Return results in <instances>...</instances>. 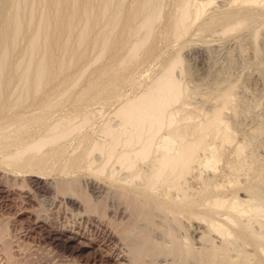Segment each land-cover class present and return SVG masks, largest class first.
Masks as SVG:
<instances>
[{"label": "bare ground", "instance_id": "6f19581e", "mask_svg": "<svg viewBox=\"0 0 264 264\" xmlns=\"http://www.w3.org/2000/svg\"><path fill=\"white\" fill-rule=\"evenodd\" d=\"M221 1L0 0V186L82 207L83 234L104 181L119 264H264V121L237 140L235 85L184 99L187 35L264 29V0Z\"/></svg>", "mask_w": 264, "mask_h": 264}, {"label": "rangeland", "instance_id": "374dc122", "mask_svg": "<svg viewBox=\"0 0 264 264\" xmlns=\"http://www.w3.org/2000/svg\"><path fill=\"white\" fill-rule=\"evenodd\" d=\"M263 30L256 43L250 39L248 31H238L232 36L208 31L201 37L193 31L187 35L189 42L182 51L183 66L189 69L185 78L189 90L184 96L187 108L211 109L222 92L235 85L233 99L239 112L234 117L229 111L228 117L231 121L236 118L237 122L232 123L237 124V140L240 141L250 135L254 125L264 121ZM176 73L180 75V69ZM130 87L126 93L135 90ZM253 139L260 165L264 167V132ZM95 180L88 175L81 180L82 191L89 193L94 201L102 202L97 212L84 218L81 225L84 235L71 227L79 223L73 212H82V207L78 211L68 202L54 205L47 201L40 211L41 204L30 186L1 184L0 228L7 233L0 235V264H119L112 254L115 239L109 238L108 231L112 232L109 225L112 220L125 224L129 215L122 212L124 207L116 206L119 202L111 201L105 182L100 184ZM95 183L101 186L99 192L92 186Z\"/></svg>", "mask_w": 264, "mask_h": 264}]
</instances>
